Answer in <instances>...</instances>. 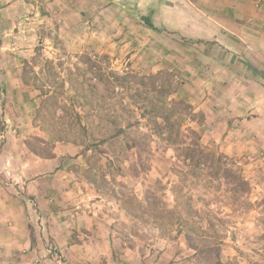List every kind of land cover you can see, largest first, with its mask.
<instances>
[{
	"label": "rangeland",
	"instance_id": "rangeland-1",
	"mask_svg": "<svg viewBox=\"0 0 264 264\" xmlns=\"http://www.w3.org/2000/svg\"><path fill=\"white\" fill-rule=\"evenodd\" d=\"M222 1L234 3L0 0V145L9 143L14 156L11 172L0 164V180L33 198L42 227L52 218L41 212V199L58 215L54 232L45 227L34 236L41 252L33 264H264V89L246 81L256 62L245 56L264 47V0H237L242 15L235 32L219 22L218 14L234 15ZM36 47L42 56L24 67ZM88 57L96 66L87 74ZM44 58L60 64L49 72ZM115 76L123 77L120 86H111ZM22 77L49 87L52 96H41ZM82 81L96 83L97 90L83 89ZM61 82L71 86L63 95ZM145 94L155 105L164 100L178 111L182 133L171 136L175 144L143 116V104L150 107ZM180 100L186 112L173 104ZM189 110L204 119L196 114L190 120ZM77 111L88 137L75 122ZM108 119L125 132L108 137ZM189 127L200 133L205 151L227 157L223 166L232 171L222 180L203 168L182 184L201 222L209 227L211 220L209 231L221 236L217 251L199 258L183 235L158 229L144 204L147 196L173 206L182 169L175 154L183 155L192 142ZM20 159L28 163L25 168ZM16 167L30 172L18 176ZM238 172L246 189L232 183ZM25 177L40 178L37 187L27 188Z\"/></svg>",
	"mask_w": 264,
	"mask_h": 264
},
{
	"label": "trees",
	"instance_id": "trees-1",
	"mask_svg": "<svg viewBox=\"0 0 264 264\" xmlns=\"http://www.w3.org/2000/svg\"><path fill=\"white\" fill-rule=\"evenodd\" d=\"M1 18V16H0ZM140 19L146 24V26L154 31H158L157 27L154 26L153 22L148 16H141ZM36 54L33 55V57L30 60L24 59V67H29V64H35L36 59L38 56H42L40 54L39 48L36 47L35 49ZM90 61V62H89ZM91 59L86 58V61L84 62L86 67L83 69V73L90 72L94 66L95 63ZM60 63L55 62L52 59L44 58L43 65H45L49 72L52 68H56ZM31 68V67H30ZM34 72V71H33ZM24 73H26L24 71ZM264 77V74L262 75ZM98 78V79H97ZM123 77L115 76L113 77V81L111 83V86H120L119 80ZM97 80H101L99 76H96ZM22 81L25 85H30L33 88L40 91L41 96H52V92H50L49 87L44 88V86H38L35 84V82H29L27 78L22 77ZM96 84V83H95ZM91 84L87 85L85 81L81 82L82 88L87 89L90 92H93L97 90V84ZM50 86V84H49ZM88 87V88H87ZM59 91L63 95L65 94V91L70 87H65V83L61 82L59 84ZM55 92L57 87L54 88ZM152 91L159 92L160 90L154 88ZM39 95V96H40ZM102 95V94H101ZM103 98V96H102ZM145 98L150 102V107H148L147 103L143 104V116L147 114L148 118L147 120L149 122H153L154 126H156V129L158 131V134L163 135L164 139L169 141L171 144H175L173 139H171V136L173 137V134L175 136L180 135L179 128H180V122L178 121L177 114L178 111L174 110L173 107L166 106V104L163 103L161 100V106L155 105V103H152V98L149 97L147 94H145ZM74 101L72 106H74ZM98 103V101H97ZM164 104V105H162ZM174 105H183L185 109H183L186 112V106L183 101L173 102ZM99 108H102V103H98L97 105ZM166 106V107H165ZM188 117L190 120H194V116L197 114L200 117V120H203V113H195L191 110L187 111ZM75 122H77L78 126L80 127L81 133L88 137V126L84 123H82L81 116L79 114V111L75 112ZM110 124L113 125V132L109 133L108 137H115L119 136L122 133L125 132V128L118 125L116 123L115 119H108ZM93 121H91L92 123ZM201 122V121H198ZM99 125V124H98ZM97 125V126H98ZM130 125V123H128ZM1 129V128H0ZM177 129V130H176ZM174 130H176L174 132ZM190 136L192 139L191 143L186 144L184 147L183 155L175 154L176 160H179L182 164V169L177 170L179 175V181L174 186V204L172 207H167L164 203H161L157 201V199H154L151 201H147V196L144 204L147 206V208L150 209V217L153 220V224L160 229L163 232L167 231H174L175 236L183 235L188 247L193 249L194 253L193 256L195 258H199L201 256L210 255L213 254L214 251H217V247L220 242V235L215 231H209L210 227H213V223L211 220H207L208 226L205 227L204 224L201 222L202 216L200 211L194 206L193 204V197L192 195L186 191L183 192V186L182 184H186L185 182L188 181L190 176L193 177H199L200 173L198 171L203 170V168H210L208 170L207 175L209 177H212L214 179H228L229 173L232 172L231 169H228L227 167H224L223 165L228 164L229 162L225 159H227L226 156L222 154H218L214 156V153L205 151L204 148L200 145V133L195 131L193 128L189 127ZM186 137V135H185ZM107 137H103L99 140L100 143L105 142ZM176 139V138H174ZM183 143L185 141L183 140ZM91 145V144H90ZM177 150V149H176ZM109 164L110 161H108ZM209 163V164H208ZM233 164V163H231ZM184 168V169H183ZM234 172V171H233ZM235 182L232 180V183L235 184V189L237 188H247L248 182L247 180L238 172L237 175H235ZM238 185V186H237ZM237 187V188H236ZM241 189V190H245ZM235 191L234 189H232ZM236 192V191H235ZM143 203V202H142ZM142 203H140L142 205ZM137 216V215H134ZM220 220H223L220 217ZM253 264H260L258 262H255Z\"/></svg>",
	"mask_w": 264,
	"mask_h": 264
},
{
	"label": "crops",
	"instance_id": "crops-1",
	"mask_svg": "<svg viewBox=\"0 0 264 264\" xmlns=\"http://www.w3.org/2000/svg\"><path fill=\"white\" fill-rule=\"evenodd\" d=\"M222 2L225 4H221V7L224 6V9H229L234 13V15L230 14L229 16H226L218 14L221 18H219V22L223 24L227 23L231 26L234 32L238 31L239 29L235 25H238L237 20L240 17L239 15H242V13H240V11H236V4L240 5V3L237 0H234V3H228L225 1ZM233 4H235V6H233ZM221 7L219 6L217 8L220 9ZM176 22L179 21L177 20ZM245 56L254 58L256 62L255 64L250 63L249 66L251 67V73L246 75V81H249L251 84L257 83L264 89V77L262 76L264 74V47L256 50L250 49L249 51H246ZM7 114L8 117L5 116V122H9V120H11V115L9 116V113ZM13 125L14 123L10 125L11 128ZM2 132V129H0V137L4 138ZM13 157L14 156L12 155V149L9 143L5 142L0 145V158L2 160L0 161V164H2L4 169L6 168L8 172H11L13 169L10 166V163L14 166V162L11 160ZM19 161L22 168H25L28 164L21 159ZM17 163L18 162H15V165ZM37 163L38 162L35 161L34 164ZM16 168L18 169V173H16L18 176H21V174L24 175L27 172L23 169L19 170V167ZM36 168L38 167L36 166L35 169ZM4 172L6 173V171ZM29 172L30 171L27 173ZM38 179L40 178L27 179V177H25V179H22V183L31 190L36 186V182H39L37 181ZM11 187L12 185L10 183H2V180H0V264H33L35 260H38L39 256L37 254H40L41 252V250H38L41 248L38 243V238L34 236L37 235L36 233L39 234V232L45 227H47V231L54 232L55 228L59 225L56 224L55 219L58 215H56V211L52 205L49 206L48 204L45 205V203H43V199L40 198L42 195L34 193L36 194L34 195L35 200H38V198L41 199L39 201L42 206L41 212L46 214L48 217H51L53 222L47 225L44 223V226L42 227V222L38 223L39 216L36 208H33L29 202L33 198H31V196L18 194V192L13 190ZM45 208L47 210H45ZM44 261L45 260L43 258H40V262Z\"/></svg>",
	"mask_w": 264,
	"mask_h": 264
}]
</instances>
